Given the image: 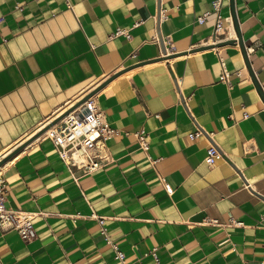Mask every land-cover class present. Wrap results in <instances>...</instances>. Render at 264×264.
<instances>
[{
	"label": "crops",
	"instance_id": "obj_1",
	"mask_svg": "<svg viewBox=\"0 0 264 264\" xmlns=\"http://www.w3.org/2000/svg\"><path fill=\"white\" fill-rule=\"evenodd\" d=\"M235 8L253 74L210 44L235 38L230 0L218 34L214 0H0V153L24 145L0 172L37 233L0 228L3 264H264V0ZM87 92L117 132L75 179L38 132Z\"/></svg>",
	"mask_w": 264,
	"mask_h": 264
},
{
	"label": "built area",
	"instance_id": "obj_2",
	"mask_svg": "<svg viewBox=\"0 0 264 264\" xmlns=\"http://www.w3.org/2000/svg\"><path fill=\"white\" fill-rule=\"evenodd\" d=\"M222 0H214V7L218 11L216 20V34L223 28L222 16L219 13ZM205 16L198 17V21L203 22ZM125 34L124 29H118L114 35ZM226 38H221L216 41H224ZM239 45V44H238ZM168 54L169 51H168ZM222 74L220 79L229 82V71L223 58L220 57ZM242 74L241 70L238 71ZM264 90V86H262ZM83 108L79 111L72 110L50 127V133L47 137L52 141L59 156L70 169L75 179L77 170L83 174H88L97 171L105 166L110 157L107 152L106 140L111 138L116 132L115 129L106 119L102 110L96 101L94 95L88 97L82 102ZM139 145L144 150L149 148L148 134L145 131L137 132ZM204 136V130L201 127L190 134L191 138ZM5 153V152H4ZM4 153H0V160L4 158ZM222 153L217 146L210 143L207 149L205 161L209 165H214L216 160L222 158ZM168 193H172L173 189L169 184H166ZM7 183L0 172V228L3 230H15L25 240H31L36 237V228L34 225L35 214L22 209L9 208L6 205ZM102 220V218H100ZM115 256L123 259V253L118 247L113 244ZM123 261V260H122ZM0 264H3L0 259Z\"/></svg>",
	"mask_w": 264,
	"mask_h": 264
},
{
	"label": "water",
	"instance_id": "obj_3",
	"mask_svg": "<svg viewBox=\"0 0 264 264\" xmlns=\"http://www.w3.org/2000/svg\"><path fill=\"white\" fill-rule=\"evenodd\" d=\"M230 10H231V16H233V23H234V28H235L237 36L235 38H232V39L227 40V41L229 42V44H239L240 49H241V53H243V55H244L246 65H247L249 71L252 72V74H253L254 72L251 71V69H250V64L248 61V53H246V48H245L243 36L240 34L238 17L236 16L235 0H230ZM159 42H160V46H161L163 54L169 55L168 50L165 46V43H164V40H163V37L161 34H159ZM254 80H255L256 89L259 91V94H260V96L264 102V90L262 89V86L260 85V83L255 79V77H254ZM90 96H91V94H89V96H85V98H83L82 101H85ZM61 118H57V120H55L54 123H57ZM23 147H24V145L18 146V148H16V150H14V152H11V154H8L4 158H2L0 160V166L3 165L6 161H8L15 153L20 151Z\"/></svg>",
	"mask_w": 264,
	"mask_h": 264
},
{
	"label": "bare ground",
	"instance_id": "obj_4",
	"mask_svg": "<svg viewBox=\"0 0 264 264\" xmlns=\"http://www.w3.org/2000/svg\"><path fill=\"white\" fill-rule=\"evenodd\" d=\"M230 29L232 30V27H231ZM232 37H236V35L233 34ZM228 39H229V38H228ZM228 39H224L225 41H224L223 43H225V44H229V42L226 41V40H228ZM219 42H220V41H216V42H212V43H210V44H211V46H215V47H216V46L218 45ZM87 93H88V92H87ZM87 93H86V94H87ZM89 94H91V93H88L87 95L84 94V95L80 96L75 102H73L72 104L68 105V106L65 107L63 110H61L55 118H53L50 122H48L47 124H45V125L43 126V128H41V130L38 132V133H39L38 135H40L41 133H42V134H41L42 137L48 135V134L50 133V130H51L50 127H52L53 123L55 122V120H57V118H61V117H63L64 114L69 113V112H71L72 110H75V111H79V110H81V109L83 108V104H82L83 101H82V100H83V98H85L84 96H89ZM17 148H18V147H17ZM15 150H16V149H15ZM11 152H14V150H12ZM11 152H9L8 154H11ZM8 154H6L5 156H7ZM12 159H13V157L10 158L8 161H6V162L4 163V165H1V166H0V171H1V169H2L5 165L9 164V163L12 161Z\"/></svg>",
	"mask_w": 264,
	"mask_h": 264
}]
</instances>
